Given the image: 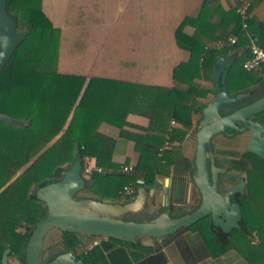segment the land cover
<instances>
[{
	"label": "trees",
	"instance_id": "trees-1",
	"mask_svg": "<svg viewBox=\"0 0 264 264\" xmlns=\"http://www.w3.org/2000/svg\"><path fill=\"white\" fill-rule=\"evenodd\" d=\"M252 7L253 2L250 10ZM5 9L23 37L0 69V112L20 121L19 125L0 122V264L2 252L7 247L15 255L17 264H24L29 234L46 214V206L35 195L36 189L60 180L75 161L76 151L79 152L81 167L84 157L90 156L97 165L105 168V172H93L85 178L83 188L76 192L85 194L75 197L74 193L75 199H95L96 196L106 200L121 199V190L126 184L133 185L135 189L140 187V183L155 185V175L163 172L168 157L159 156L156 151L157 145L163 141L162 135L134 133L123 128L138 84L92 77L77 100L83 78L57 72L58 30L42 11L40 0H6ZM203 16L204 8L199 13L196 30L191 36L181 31L185 21L176 31L178 44L189 50L191 57L187 63L175 68L174 78L186 82L188 88L184 91L176 87H161L153 102V114L172 117L183 124L181 135L191 125V111L196 103L193 96L207 92L197 91L191 85V79L199 71V59L201 67L211 71L224 58L217 55L226 49L206 45L204 36L208 29L201 23ZM223 17V28L212 39L226 38L232 33L242 36V17L236 9L224 12ZM248 23L249 29L258 37V43L264 46V20H249ZM241 38L239 46L243 49V55L227 66L218 84L231 98L239 93L245 95L222 104L221 115L264 95L261 88L264 79L258 80L254 73L242 68L247 58L245 54L250 50L248 39ZM202 106L194 109L200 111ZM257 116L264 119V111ZM102 120L117 127L121 135L135 141L139 156L132 173L123 172L122 164L113 162V139L97 131ZM214 164L218 166L217 162ZM225 167L232 177L239 174L238 179L245 181L244 191L231 197L239 202L241 208L238 226L230 233H223L212 225L209 216L192 226L210 235L220 251L233 249L247 264H264V158L245 153L231 159ZM224 173L217 174V184ZM140 174L142 180H139ZM219 190L226 192L228 189ZM18 226H22L24 231H16ZM80 236L77 232L63 231L61 244L65 248H75L80 243ZM107 239L130 244L121 239ZM91 254L92 250L81 252L77 258L91 264Z\"/></svg>",
	"mask_w": 264,
	"mask_h": 264
},
{
	"label": "crops",
	"instance_id": "crops-1",
	"mask_svg": "<svg viewBox=\"0 0 264 264\" xmlns=\"http://www.w3.org/2000/svg\"><path fill=\"white\" fill-rule=\"evenodd\" d=\"M243 1L40 0L42 11L58 30L57 72L83 78L77 100L92 77L138 84L135 99L124 118L123 128L134 133L160 134L163 141L170 134L172 145L162 154L167 155L168 164L163 167V172L155 175V185L145 186L140 183L146 193L143 201L138 203L140 210L127 213L141 219L136 221H144L158 214L164 204L170 207V215L175 212L173 217H177L189 213L200 203V194L192 181L195 172L193 129L201 116L200 111L195 109L214 96L215 83L212 75L217 65L210 71L201 67L199 59V71L191 79V85L197 91L207 92L193 96L196 103L195 109L191 111V125L183 135V124L176 121L171 125L172 117L153 114V102L161 87H176L184 91L188 88L186 82L176 81L174 78L175 68L187 63L191 57L190 51L178 44L176 31L185 21L181 31L191 36L196 30L197 18L203 8L201 23L208 29L204 40L208 47L219 50L226 47L217 55L227 60L225 71L230 63L242 57L243 49L239 46L241 37L250 41L243 30L242 36L233 33L227 35L237 37L234 44L228 43L227 37L213 39L223 28L224 12L236 9ZM250 2H253L251 20H264V0ZM250 31L258 42L255 32ZM245 55L248 58L250 51ZM252 73L262 81L264 66L261 65ZM97 131L113 139V162L136 165L139 153L133 139L121 135L119 129L106 120L99 122ZM218 135L220 134L215 138ZM233 178L234 175L228 179L223 177L220 189L232 187ZM139 180H142L141 174ZM133 196L108 200L118 202ZM83 237H86L84 243L81 241ZM94 240L98 242L93 244ZM91 250V264H247L233 249L220 251L210 235L192 225L166 236L141 238L130 244L81 234L75 252L78 255Z\"/></svg>",
	"mask_w": 264,
	"mask_h": 264
},
{
	"label": "water",
	"instance_id": "water-1",
	"mask_svg": "<svg viewBox=\"0 0 264 264\" xmlns=\"http://www.w3.org/2000/svg\"><path fill=\"white\" fill-rule=\"evenodd\" d=\"M6 0H0V69L11 56L15 47L21 42L23 34L16 29L13 18L6 12ZM227 60H219L213 71L215 83L214 96L200 109V118L193 129L195 142V172L192 181L200 194L199 205L189 213L173 217L170 207L164 208L149 220L133 221L124 219L127 213L137 212L138 203L143 201L145 191L139 187L136 195L123 201L95 200L93 198L73 197L81 190L85 177L81 174L79 152L75 161L64 172L63 177L36 189V197L46 206V214L32 228L25 249L24 264H40L44 236L53 229L59 232H77L88 236L116 238L126 242L138 241L141 238H158L169 235L176 230L189 227L200 219L209 216L215 228L223 233H230L238 226L241 219L240 204L231 197L242 193L245 181L239 179L226 192H221L217 184V174L224 168L216 166L212 155L206 148L212 137L225 128L235 131H248L245 150L264 158V124L251 119L264 111V95L251 103L243 105L224 115L220 114L222 104L240 99L245 93L231 98L225 89L219 86L220 78L225 75L224 66ZM0 122L19 125L20 121L0 112ZM243 123L242 127L238 124ZM208 160L210 162L208 163ZM9 248L1 256V264H9ZM46 264H86L77 258L75 248L63 245L49 250Z\"/></svg>",
	"mask_w": 264,
	"mask_h": 264
},
{
	"label": "built area",
	"instance_id": "built-area-1",
	"mask_svg": "<svg viewBox=\"0 0 264 264\" xmlns=\"http://www.w3.org/2000/svg\"><path fill=\"white\" fill-rule=\"evenodd\" d=\"M250 7L251 2L250 0H244L242 3H240L236 7V12L242 17V30L246 36L250 39L249 44V50H250V56L246 58L242 63V68L246 72H252L256 69H258L261 65L264 64V46L260 45L256 37L253 35V33L249 29V23L248 21L251 20L250 18ZM227 42L230 44H234L237 42L236 36H228ZM176 123L175 119L170 120V124L174 125ZM170 134L167 135L165 140L161 145L157 147V154L161 156L163 152L167 149H169L172 145ZM82 175L89 176L93 172L103 173L105 172V168L102 166H99L95 163L94 159L90 156L84 157V162L82 165ZM121 170L123 172L132 173L135 170V164L133 163H127L122 164ZM136 189L131 184H126L123 186L121 193L123 195V198H129L133 195H135ZM98 241L94 240L93 244H96Z\"/></svg>",
	"mask_w": 264,
	"mask_h": 264
},
{
	"label": "flooded vegetation",
	"instance_id": "flooded-vegetation-1",
	"mask_svg": "<svg viewBox=\"0 0 264 264\" xmlns=\"http://www.w3.org/2000/svg\"><path fill=\"white\" fill-rule=\"evenodd\" d=\"M251 119L257 120V121L261 122L262 124H264V119H262V117L257 116V114L254 115V116H251ZM243 125H244L243 123H239L238 124L239 127H242ZM225 129H227V128H225ZM216 135H214L212 137V139L210 140V145L207 144L208 147H206V148H207V150L209 152V155H212L213 162H217L218 163L217 165L219 167H221L222 164L221 165L219 164L220 163L219 159H220L221 156L218 154V151H219L220 148H219V145H218V141H215V136ZM226 136L231 137V138L234 137L237 141L241 142L240 144L242 146V153H240L239 157L241 155L245 154V153H250V152H247L245 150V144H246L247 138H248V131L247 130H244V131H241V132L236 131L235 133L233 132L231 134H227ZM243 137L245 138L244 141L242 139ZM236 158H238V157H236ZM209 162H210V160H208V163ZM226 167L225 166L222 167V168H224L225 173L222 174L220 176V178H219L218 188H220V183L222 182L223 177H226V179H228V178H230V176H232L230 172H226ZM228 171H230V170H228ZM238 176H239V174L238 175L235 174V177L233 178L234 179V183L233 184H235L239 180L238 179ZM42 205L44 206L45 204L43 203ZM46 211H47V209H46ZM16 231L23 232L24 231V228L22 226H18L16 228ZM58 234H59V238L58 239H55V237H53V235H51L50 232H48L44 236V238H43V249H42L41 256H40L41 257L40 264H46L47 261L49 260V259H46V255H47V253H48L49 250H52L56 246L62 245L61 244V240H62V238H61V232H59V230H58ZM7 248H9V247H7ZM8 260H10L9 261V264H11V260H13V262L15 264H17V262H18L17 259H16V257H15V255H13L11 253V249H10V253L8 254Z\"/></svg>",
	"mask_w": 264,
	"mask_h": 264
},
{
	"label": "rangeland",
	"instance_id": "rangeland-1",
	"mask_svg": "<svg viewBox=\"0 0 264 264\" xmlns=\"http://www.w3.org/2000/svg\"><path fill=\"white\" fill-rule=\"evenodd\" d=\"M261 88L264 89V85H261ZM233 132L235 133L236 131L227 128V129L223 130L222 132L218 133L220 135H218L215 138L218 141V145H219V148H220L219 151H218V154L221 156L220 159H219L220 163L222 164L221 167H223L225 165H228L230 163L231 159L239 157L240 153H242V146L240 144L241 142L237 141L234 137L231 138V137H228L229 135L226 136L227 134H231ZM242 139L244 141L245 138L243 137ZM209 145H210V143H209ZM81 174H82V169H81ZM87 177L88 176H85V178H87ZM84 194H85V192L80 191V192L76 193L75 197H79V196H82ZM96 198L97 199L106 200V199L98 197V196H96L95 199ZM173 215H175V212L171 213V216H173ZM124 219H126V220L130 219V220L136 221V220H138L140 218H138L137 216H131V215L127 214V215L124 216ZM50 233H51V235H53V237H55V239L59 238V234H58V230L57 229L51 230ZM85 239H86V237H83L81 239L82 243H84L86 241ZM11 264H15L13 262V260H11Z\"/></svg>",
	"mask_w": 264,
	"mask_h": 264
}]
</instances>
